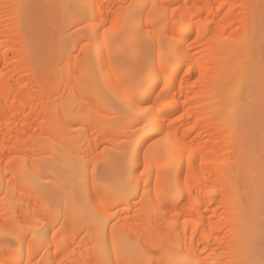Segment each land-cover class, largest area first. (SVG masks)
<instances>
[{"label": "bare ground", "instance_id": "6f19581e", "mask_svg": "<svg viewBox=\"0 0 264 264\" xmlns=\"http://www.w3.org/2000/svg\"><path fill=\"white\" fill-rule=\"evenodd\" d=\"M2 192L0 264H264V0H0Z\"/></svg>", "mask_w": 264, "mask_h": 264}, {"label": "rangeland", "instance_id": "374dc122", "mask_svg": "<svg viewBox=\"0 0 264 264\" xmlns=\"http://www.w3.org/2000/svg\"><path fill=\"white\" fill-rule=\"evenodd\" d=\"M63 11H68V10L66 8H65V10H62L61 4H59V2H58V17H60V15L62 14ZM72 19L75 20V17H73ZM60 21H61V19H60ZM60 21H58V22H60ZM60 23H58V25L59 24L62 26L64 25V23L63 24H62V22H60ZM64 26L66 27V24ZM71 26L66 27V31L64 30V35H62V37L66 36L65 34H69L71 32H74L77 29V27H80L81 25L78 23L77 24L74 23ZM65 32H67V33H65ZM73 39H74V36H73ZM69 43H72V40H70ZM61 103H62L61 100H58V109L60 107H62ZM79 103H80V105L78 107L83 105V102H79ZM116 105L118 107H121L120 104H116ZM78 127H81V124ZM66 130L71 131L68 127H66ZM65 142H66L65 137L58 135V151H61L63 146L64 147L66 146ZM50 172H51V176L56 177L59 180L67 178L66 172L63 169H61L60 166L51 167ZM43 179L48 180V179H50V177L47 176ZM34 194L44 196L43 202L47 204V207L49 210L58 209L59 211H61V208L64 205V203L70 201V198H68V196H65V194L62 193L61 191L58 192V198H56V199H50L47 196V195H49L48 191L38 192V193H34ZM10 197H11L10 194L4 193V192L0 193V205L6 206L8 201L10 200ZM115 221H116V218L110 219V223H114ZM58 229H60V234L62 235V237H65L70 232V229H68V225L66 224V222H64L62 214H60L58 216ZM1 233H2V229H0V240H2V242H4V241L7 242V241L11 240V238L9 236H3V234H1Z\"/></svg>", "mask_w": 264, "mask_h": 264}]
</instances>
